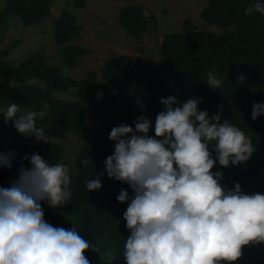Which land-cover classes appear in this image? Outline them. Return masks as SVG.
Here are the masks:
<instances>
[{
	"label": "clouds",
	"instance_id": "1",
	"mask_svg": "<svg viewBox=\"0 0 264 264\" xmlns=\"http://www.w3.org/2000/svg\"><path fill=\"white\" fill-rule=\"evenodd\" d=\"M245 14H264V0H251ZM206 83L218 89L223 81L209 70ZM201 98L178 101L161 97L164 110L152 121L141 114L134 127L114 126L109 139L114 152L104 161L109 178L125 182L116 199L127 202L123 212L130 235L123 246L126 264H225L242 255V246L264 242V193H245L236 182L227 189L223 167L245 163L255 151L252 137L221 111L198 109ZM49 105L39 111L12 102L0 108L5 122L38 142L50 134L37 126ZM264 116V102H254L251 118ZM213 151L215 155L213 156ZM15 152H0V167L11 168ZM23 164L9 186L0 187V264H90L85 250H97L76 227L65 228L45 219L41 202L63 211L73 190L70 167L50 163L38 153ZM82 164L92 165L88 156ZM86 179L87 191L102 187L100 176Z\"/></svg>",
	"mask_w": 264,
	"mask_h": 264
},
{
	"label": "trees",
	"instance_id": "2",
	"mask_svg": "<svg viewBox=\"0 0 264 264\" xmlns=\"http://www.w3.org/2000/svg\"><path fill=\"white\" fill-rule=\"evenodd\" d=\"M7 1L4 15L18 12L24 21L31 24L38 23L48 13L51 2ZM249 3L251 0H208L207 7L201 12L203 19L221 28L232 29L222 36L191 31L166 35L160 48L161 66L150 75L133 76L125 61L117 58L108 61L103 68L105 85L99 96L101 111L97 123L90 131L89 140L80 153L79 172L70 174L73 195L63 211L41 202L46 220L54 225H58L60 221L73 222L72 227H76L82 236L96 246L97 250L87 249L84 252L90 264H126L123 259V246L130 230L126 227L123 212L127 208V202L121 203L116 197L122 188L130 195L132 189L122 181L112 183L107 176L104 161L113 144L109 133L119 124L134 126L136 117L141 114L147 118L151 115L156 117L158 112L164 110L160 103L161 97L178 93L183 96L191 92L195 98L202 97L198 109H206L209 115L221 111L222 105L221 122L229 119L246 135L251 136L255 151L245 163L236 166L230 164L225 168L217 162L211 171L222 172L220 183L227 189L233 188L238 182L245 193H264V123L259 119L249 120L252 123L250 131L245 121V117L252 112L253 103L264 102V14H245L244 9ZM127 10H137V15H122L121 21L126 29L133 33L143 30L146 21L139 13L140 8ZM74 32L72 25H61L56 39L63 43L71 39ZM85 52L86 50L73 45H67L63 49L64 57L70 64ZM36 57L34 62L24 66L0 63V76L10 77L17 84H23L26 79L38 76L55 91L64 92L72 86H79L72 79L63 77L57 68L45 65L41 53ZM209 70L216 71L223 81L218 89L211 88L206 83V73ZM78 89L79 92L85 91L81 87ZM45 92L33 86L11 90L0 88V104L16 102L23 109L38 111L46 103ZM241 106L244 110L242 112ZM82 110L83 106L77 105L71 112L80 115ZM41 119L37 118V126L41 125ZM47 124L48 120L43 122L45 130L54 135L56 129L47 127ZM67 128L79 130L82 127L73 123ZM0 132L2 137L11 136V133L2 130ZM22 135L18 131L13 133L14 137ZM46 146L47 144L40 142L39 149L45 150ZM33 152L37 153L22 149L13 159L11 168L0 167V187L11 184L22 164L30 166L22 157ZM87 156L92 165L81 163ZM101 173L102 187L88 192L85 180L95 179ZM263 243L250 242L243 245L241 257L225 264H256L255 248ZM258 264H264V260Z\"/></svg>",
	"mask_w": 264,
	"mask_h": 264
},
{
	"label": "rangeland",
	"instance_id": "3",
	"mask_svg": "<svg viewBox=\"0 0 264 264\" xmlns=\"http://www.w3.org/2000/svg\"><path fill=\"white\" fill-rule=\"evenodd\" d=\"M7 3V0H0V63L24 66L34 62L36 55L41 53L45 65L57 68L63 77L79 83L78 87L85 91L79 92L78 87L74 86L68 91H55L38 76L17 84L10 77L1 75L2 89L33 86L46 91L45 102L51 109L47 111V119H41L40 126L44 127L43 122L48 120L46 126L54 127L56 131L50 135L49 143L43 142L47 146L41 150L40 142L32 136L14 137L13 133L17 130L12 121L5 122L0 113V130L11 133V136L2 137L0 132V152L14 150L16 158L22 149L36 151L50 163L69 165L70 174L79 172L80 153L99 119V96L105 85L102 70L108 61L114 58L124 60L133 76L145 77L160 68V48L166 35L191 31L222 36L232 29L221 28L203 19L201 12L207 7L208 0H51L48 13L38 23L32 24L24 21L18 12L4 15ZM126 8H140L139 13L146 21L143 30L133 33L126 29L121 21L122 15H137V10L129 11ZM61 25H72L75 29L71 39L63 43L56 39ZM67 45L80 47L86 52L70 64L63 54ZM172 96L178 101L195 98L191 92ZM7 105L0 104V108ZM77 105L83 106L80 115L71 112ZM240 110L242 112L243 106ZM148 118L153 124L149 135H154L155 117L151 115ZM257 119L264 123V116ZM249 120L252 121L251 114L245 117L251 131L252 123ZM73 123L82 128L68 129ZM113 152L114 142L109 155ZM110 180L112 183L119 182L114 178ZM72 225L73 222L69 220L58 224L65 228H71ZM262 260L264 243L256 246L254 252V263L258 264Z\"/></svg>",
	"mask_w": 264,
	"mask_h": 264
}]
</instances>
